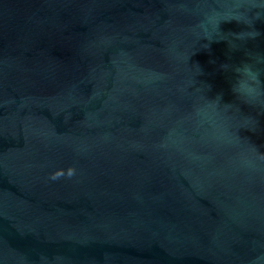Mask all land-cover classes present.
Returning <instances> with one entry per match:
<instances>
[{
  "label": "water",
  "instance_id": "obj_1",
  "mask_svg": "<svg viewBox=\"0 0 264 264\" xmlns=\"http://www.w3.org/2000/svg\"><path fill=\"white\" fill-rule=\"evenodd\" d=\"M241 2L0 0V264H264V105L194 32Z\"/></svg>",
  "mask_w": 264,
  "mask_h": 264
},
{
  "label": "clouds",
  "instance_id": "obj_2",
  "mask_svg": "<svg viewBox=\"0 0 264 264\" xmlns=\"http://www.w3.org/2000/svg\"><path fill=\"white\" fill-rule=\"evenodd\" d=\"M264 0H242L241 6L231 15L212 10L205 16L196 29L197 38L204 42L203 47H210L216 39H228L232 51L243 52L238 63L221 65L223 71L232 75L231 88L234 95L241 101L253 105H264V50L248 47L250 41L262 35L256 27L258 22H264ZM236 21L244 25L239 33L231 38H223L221 24Z\"/></svg>",
  "mask_w": 264,
  "mask_h": 264
}]
</instances>
